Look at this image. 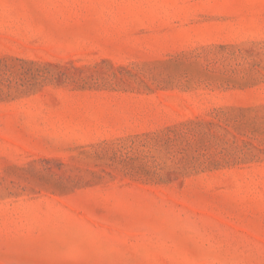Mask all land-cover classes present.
<instances>
[{
	"label": "rangeland",
	"instance_id": "obj_1",
	"mask_svg": "<svg viewBox=\"0 0 264 264\" xmlns=\"http://www.w3.org/2000/svg\"><path fill=\"white\" fill-rule=\"evenodd\" d=\"M0 264H264V0H0Z\"/></svg>",
	"mask_w": 264,
	"mask_h": 264
}]
</instances>
